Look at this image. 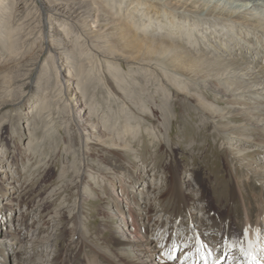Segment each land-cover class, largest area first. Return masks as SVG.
Returning <instances> with one entry per match:
<instances>
[{"label":"rangeland","instance_id":"374dc122","mask_svg":"<svg viewBox=\"0 0 264 264\" xmlns=\"http://www.w3.org/2000/svg\"><path fill=\"white\" fill-rule=\"evenodd\" d=\"M6 16L0 10V264H180L202 253L209 264H231L238 245L215 247L194 230L206 234L217 217L228 224L221 234L232 231L237 241L246 238L249 221L251 228L259 222L264 234V181L253 174L264 167V146L247 137H220L184 94L165 95L154 76L142 72L137 79L134 64L122 59L111 61L108 71L103 58L99 65L88 63L78 74L81 83L74 76L62 92L47 41L22 37L14 49L3 26ZM235 34L226 37L233 41L232 54L256 59L254 70L264 71V35L246 28L237 39ZM69 70L65 66L62 74L69 76ZM82 132L92 137L87 148ZM236 151L246 152L244 161ZM111 163L121 167L119 173L107 169ZM154 177L166 181V188L159 190ZM176 179L187 208L169 195ZM146 180L153 186H145ZM172 215L181 218L185 244L173 246L161 220ZM175 218L171 223L178 229ZM148 220L156 226L146 229ZM152 232L164 245L162 256L142 251ZM123 238L140 244L134 253L141 261L128 258L119 244ZM261 254L248 264H264Z\"/></svg>","mask_w":264,"mask_h":264},{"label":"bare ground","instance_id":"6f19581e","mask_svg":"<svg viewBox=\"0 0 264 264\" xmlns=\"http://www.w3.org/2000/svg\"><path fill=\"white\" fill-rule=\"evenodd\" d=\"M8 1L5 6L4 0H0V10L8 12L6 23L2 24L7 28L8 38L13 41L11 46L15 49L22 37L29 40L37 35L43 41L46 40L53 52L56 84L61 87L62 92L64 82L74 76L75 80H78L77 86L81 83L77 78L78 74L84 72L88 63L96 61L98 64V60L103 58L108 63L102 68L108 71L112 70L109 64L111 61L122 59L134 64L131 68L132 72L137 74V79L142 72L154 76L165 95L184 94L195 109L200 111L199 118L207 124L211 121L220 137L231 138V135H236L240 140H247L244 139L247 137L257 145L264 146V71L262 68L254 70L259 63L256 59L245 61L239 54H232L231 47H228L231 39L226 38L227 34L236 32L237 39V35L239 36L244 28L264 35V10L260 8L264 0ZM33 12H36L38 19L33 17ZM65 66L70 68L69 72L72 74L69 76L62 74ZM73 71L76 74H73ZM137 82L134 81L135 84ZM195 84L200 95L204 91L211 94L210 101L192 91L191 85ZM125 94L128 98V93ZM212 95L217 100H213ZM125 97L124 101L128 102L129 99ZM220 104H226V107L222 108ZM142 111L152 118L150 111L145 108ZM127 127L129 126L123 129H134ZM91 139L92 137L83 133L82 145L89 147ZM241 152H235L238 161H244L246 158V152ZM111 166L107 164V169L116 170L114 173L120 172V166L113 163ZM86 167L81 170L82 177L86 174ZM249 174L248 171L246 175ZM253 174L262 177L264 181V167ZM157 184L160 185L159 190L167 186L166 181L162 180L159 183L156 181ZM146 185L152 187L153 182L149 184L146 180ZM182 185L183 183L176 179L169 195L178 197L179 205L187 208L188 201ZM144 190L141 189L140 193ZM245 212L247 214V208ZM175 217L172 215L167 219L160 218L171 232L173 246L179 242L186 243V237L183 238L179 233L183 226L181 218ZM246 217L249 221L250 213ZM173 218L177 221L178 229H174V224L171 223ZM192 218L191 216V221ZM262 218L264 220V211ZM217 219L213 217V223L205 229L204 235L199 233L197 225L195 226L194 233L200 240H204L202 238L205 236L215 247L225 244L238 245L237 251L230 257L231 264L250 263L253 257L258 256V250L262 252L260 257H264V234L260 231L259 222L251 228L249 221V225L246 224V238L243 240L240 237L237 241L232 231L221 234L223 226L228 224L220 223L221 220ZM152 221H146L143 226L146 229L156 226L157 222ZM145 243L143 253L147 254L150 249L154 255H158L160 251L159 256H162L164 245L155 233L152 232ZM119 244L129 252L128 258L131 261H141L134 253L137 251L135 246L140 245L136 240L123 238ZM206 254L192 258L188 252H182L181 256L189 257L180 264H209L210 259Z\"/></svg>","mask_w":264,"mask_h":264}]
</instances>
